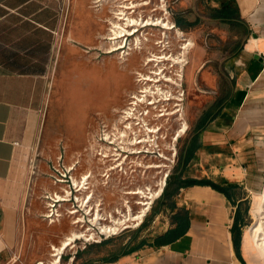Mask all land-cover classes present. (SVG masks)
<instances>
[{
    "label": "crops",
    "instance_id": "1",
    "mask_svg": "<svg viewBox=\"0 0 264 264\" xmlns=\"http://www.w3.org/2000/svg\"><path fill=\"white\" fill-rule=\"evenodd\" d=\"M72 4L76 11L88 14L84 0H0V264L13 259L24 213L23 192L14 177L17 156L35 136L48 103L51 68L62 45V13ZM181 7L183 20L213 26L217 35L227 39L224 46L212 50L214 60L202 68L204 93L197 100L205 103L185 146L195 145L183 177L231 187L232 199L210 186L181 189L174 212L162 209L152 217L142 247L114 262H99L98 257L77 263L74 256L71 263H258L246 252L244 229L238 257L232 227L237 214L243 215V207L256 196L264 176V0H183ZM89 20L81 21V26L91 27ZM182 33L194 42L192 52L195 41ZM69 36L92 48L87 33ZM207 52L206 47L196 49L193 67L200 66V55ZM183 210L189 212L187 232L156 245L160 236L179 226L173 216Z\"/></svg>",
    "mask_w": 264,
    "mask_h": 264
},
{
    "label": "rangeland",
    "instance_id": "2",
    "mask_svg": "<svg viewBox=\"0 0 264 264\" xmlns=\"http://www.w3.org/2000/svg\"><path fill=\"white\" fill-rule=\"evenodd\" d=\"M94 1L84 0L88 3V14L76 11V5L74 4L71 7L67 6L62 13V45L51 68L52 85L49 90L48 103L41 113L35 136L22 147L16 160L15 184L23 192L24 213L20 224L18 244L14 248L13 259L7 264H36L38 261L44 262V264H52L50 253L53 246L60 242L57 237L58 234L63 237L64 233H70V230L74 228L78 231H85L86 236L93 232L94 238L97 239L100 236L99 232H102L101 226L110 224L109 222H95L94 219L97 214L99 213L97 218L103 217L109 221L118 216L116 209H120L122 199H124L121 192L122 185L116 186L115 179L110 180L109 185H104L103 179L97 177V174L102 173V170L95 172L99 181L95 182L94 208H97V204H101L99 208L103 210L97 214L95 210L93 211L94 215L90 218L92 220L94 217V221H91L92 224H95L94 227L88 223L86 227L73 224L75 218L67 215L66 208L70 206L66 204L61 207L60 212H62L63 217H61L60 223L56 225L47 224L40 214L48 213L46 208H48L49 200L46 197L58 196L62 192L59 186L54 184L52 172L58 176L60 173L69 175L70 167L78 162L77 170L72 172L74 177L79 179L80 176L90 173L92 166H94L91 165L92 159L96 157L95 152L92 155L94 148L92 145L91 150L90 142H93L94 135L100 134L103 126L102 121H113L117 117V112L127 106L126 110L132 111L128 109L132 96H135L141 87L146 86L143 82L138 81L139 76L156 77L154 71H157L159 67H163L165 74L180 83L181 87L178 88L171 82H166L165 78L161 76L159 77L160 82L156 84L148 82V85L154 88L156 86L163 88L165 91L164 96L156 93L155 98L154 96L144 98L142 94L137 93V97L143 98V104H140L141 101L139 102L137 98L133 99V102L138 103V105L136 107L131 105L130 107L132 109L136 108V112L149 110L150 115L156 114L159 125L162 126L161 133L167 135L164 141L162 139L160 141L165 142V144H169L170 141L171 145H174L177 149L179 158L178 156L176 158L174 173L179 165L181 153L195 130V120L198 112L205 103L202 98L197 100L204 93V86L201 84L204 63L213 61L212 50L224 46L223 43L227 42V39H224L225 37L219 36L217 31H213L216 30L213 26L184 20L183 28L177 27L176 19L180 16L183 8L181 7L183 0H108L103 7H100V3H94ZM118 5L136 6L135 9L128 12V15L133 19H141L145 22L148 19L157 18L166 19L165 21H167L170 17L175 26L190 36L196 43L195 50L188 53V62L192 61L197 48H207L208 52L200 55V66L193 67L192 62L186 64L182 71L183 76L179 77L177 74L180 72V65H176L171 61H166L159 66L154 65L153 62L148 66L144 65L146 58H150L151 55H162L164 46H166L164 53L168 55L176 54L180 50V43L175 35L172 33L169 38L168 33L165 37L162 27L148 26L141 28L133 26L128 30L132 32L137 29L139 33L137 32L134 36H128L124 40L116 42L108 40L107 38H111L113 32H110L111 24H108L107 21L111 19L117 22V19L114 20L112 10L118 12ZM82 6L86 8L85 4ZM86 18L91 19L89 20V26H91L89 28L81 26V21L86 20ZM192 28L193 30H189ZM74 32L82 36L87 33L91 37L89 45L92 48L88 49L85 45L78 44L70 38L69 34ZM141 32H145L147 36H142ZM137 35L138 37L142 36L139 37L141 40L140 45L137 44L139 41ZM145 38L149 40H145ZM161 40L164 41L163 44H156ZM121 45L124 46L123 50L109 54V51ZM138 45L141 46V50L140 48L136 49L139 47ZM129 48L133 50H129ZM129 52L131 54L127 55ZM121 56L129 60L121 64L123 61L120 58ZM167 97L169 100H164ZM178 97L182 98L181 102L175 100ZM147 100L156 105L147 107ZM176 103H180L181 106H175ZM177 109H181L188 124L186 133L180 137H178L179 121L176 120L178 116L173 115ZM162 112L165 113V116L160 115L159 118L158 114H163ZM121 122H123V118H121ZM94 161H96V158ZM96 166L99 167L100 165L96 164ZM263 188L264 176L262 182L258 185L256 196L261 195ZM254 200L255 197H252L250 202L242 209L245 232L256 221L253 213ZM132 214L131 212L129 215ZM146 221L147 225L140 231L133 244L149 235L151 231L149 224L152 221L151 212L146 217ZM92 227L93 230L90 229ZM138 229L120 231L118 235L111 237L119 239L102 246H94L89 252L86 250L97 244H87V247L84 248L85 237L75 239V247L68 248L61 255L62 258L58 264H75L71 263V258L74 256L77 263L85 262L89 258H101L108 252L114 251L118 246L130 242L133 232ZM256 259L257 264L262 263L260 259Z\"/></svg>",
    "mask_w": 264,
    "mask_h": 264
},
{
    "label": "built area",
    "instance_id": "3",
    "mask_svg": "<svg viewBox=\"0 0 264 264\" xmlns=\"http://www.w3.org/2000/svg\"><path fill=\"white\" fill-rule=\"evenodd\" d=\"M132 99L137 98L132 96ZM140 104H143V101ZM146 104L147 107L155 105L150 101ZM129 105L136 107L138 103L132 100ZM130 106L128 109L132 111L124 110L122 125L110 129L102 123L101 132L94 146L95 158L99 159L100 166L103 168L98 177L103 179L104 185H109V181L113 179L116 180V186L122 185L121 192L124 199L120 209H116L118 216L114 220L97 218L96 215L95 219L93 217L91 220L94 210L96 214L103 210L99 208L101 204H97V208H94L95 182L99 180L97 178L92 180L91 173L80 176L79 179L74 177L72 172L76 170L78 162L70 167L69 175L60 173L58 176L52 172L54 184L58 185L62 192L58 196L46 197L49 200L48 208H46L48 213L42 214V218L49 225L60 223L63 217L60 211L64 204L71 207L66 208V213L69 217L75 218L73 224H79L82 227H86L87 223L94 227L95 224L91 222L94 220L100 223L109 222V225H115L118 220L121 221L118 225L119 230L115 233L104 234L100 231V236L95 239L94 235H91L94 234L92 232L86 239L84 238V248L87 244L99 243L113 235H118L120 231L141 227L156 201L163 196L175 167L177 149L171 145L170 141L169 144L160 141V139L164 141L167 135L161 133L162 126L159 125L156 114L150 115L149 110L136 112L137 109H132ZM164 114H158L159 118L160 115L165 116ZM131 212L133 214L129 215ZM93 227L90 229L93 230ZM40 263L44 262L36 264Z\"/></svg>",
    "mask_w": 264,
    "mask_h": 264
},
{
    "label": "bare ground",
    "instance_id": "4",
    "mask_svg": "<svg viewBox=\"0 0 264 264\" xmlns=\"http://www.w3.org/2000/svg\"><path fill=\"white\" fill-rule=\"evenodd\" d=\"M106 1L108 2V0H95L94 3H100L99 6L103 7V5ZM118 7H119L118 8L119 10H117L118 12H114L112 10V14L114 15V18H117V20H116L117 22H114L110 19V21H111L110 32H113V34L111 35V38H109V39L116 42V41H119L122 39L124 40L128 36H134V34H136L139 30L135 29V30H133V32H131V30H128L130 27L133 28V26L141 27V28H145L148 26L162 27V29L164 30L163 34L165 37L168 33H169V38H170V34L173 33L175 35V38L180 43V50L176 54L172 53V54L168 55L167 53H164L166 50V46H164V48L162 49V52H163L162 55H160V56H158L156 54L151 55L150 58L149 57L146 58V61H144L145 62L144 65L148 66L150 63L153 62L154 65L159 66L160 64H163L166 61H171L176 65H180V72L177 74V76L182 77L183 76L182 75L183 68L186 67V64L189 63L188 62V53L193 49L194 42L190 38L185 36L182 33V31L175 26L174 22H172L170 20V17H169V20H167V21H165L166 19L164 20V19L157 18V19H152V20L148 19L145 22L144 20H141V19L140 20L133 19V18H131V16L128 15V12L132 9H135L136 6L118 5ZM139 8H140V6H139ZM119 22H123V23H119ZM138 35H137V37H138ZM142 36H147V35H145V32H143ZM142 36H139V37H142ZM139 37H138L139 41L137 42V44L140 45L141 40ZM145 40H149V39L145 38ZM163 43H164V41L161 40V41L157 42L156 44H163ZM161 46H163V45H161ZM138 48H140V50H141V46L137 47L136 49H138ZM123 49H124V46H122V45L119 47L117 46V48H114L113 50L109 51L110 52L109 54H111L112 52L123 50ZM129 50H133V49L129 48ZM129 54H131V53L130 52L127 53V55H129ZM120 58H122V56ZM122 59H123V61L121 64H123L124 62H127L129 60L128 58H122ZM154 73H156L155 74L156 77L149 76V75H140L139 76L138 81L143 82V84H145L146 86L141 87L136 92V94L137 93L142 94V97H144V98L146 96H154V98H155L156 93L161 94V95L163 93L165 94V91L163 90V88H160L158 86H156L154 88V87H151L148 85V82H154V84L160 82L161 79H159V77H161V76L163 78H165L166 82H171L172 84H174V86H176L178 88L181 87L180 83H178L177 81H175L172 78H169L167 76V74H165V70L163 69V67H159V69L157 71H154ZM136 94L134 97L138 98L140 101H143V98L140 99V97L139 96L137 97ZM164 94H163V96H164ZM163 96H161V97H163ZM168 96H169V94H168ZM180 96H183V95H180ZM164 100H169V98L167 97ZM175 100L178 102H181L182 98L178 97ZM175 106H181V104L176 103ZM154 108H155V106H154ZM173 115L178 116V118L176 120L179 121L178 137H180L186 133L187 128H188V124L184 118L183 112H181V109L175 110ZM260 194L261 195L255 196L254 205H253V213H254V216L256 218V221L246 231L244 244H245L246 252L250 255V257L254 256V257H256L262 261L261 264H264V188H263V192ZM97 216H99V213L97 214ZM119 224H121V221L118 220L115 225L101 226L102 233H105V234L115 233L116 231L119 230V228H118ZM84 233H85V231H78L74 228L70 230V233H64V236L61 239V241L59 242V244L54 245L53 250L50 253L52 264H58V262H60L61 255L68 248H74L75 247V245H74L75 239L81 238L82 236L87 238V236H89V235L86 236ZM91 235H93V234H91ZM54 251H56V253H54ZM40 264H42V263H40Z\"/></svg>",
    "mask_w": 264,
    "mask_h": 264
},
{
    "label": "trees",
    "instance_id": "5",
    "mask_svg": "<svg viewBox=\"0 0 264 264\" xmlns=\"http://www.w3.org/2000/svg\"><path fill=\"white\" fill-rule=\"evenodd\" d=\"M183 19L179 16L176 19V26L179 28H183ZM194 143L190 146L189 149L184 148L182 153H181V158L179 165L177 166L176 170L174 171L173 175L170 177L168 186L163 194V196L158 200L156 205L153 207L152 210V217L156 216L159 214L162 209H169V211L174 212L175 209L177 208L176 206V201L175 198L180 194L181 189H185L188 187H192L195 185H200V186H210L213 189L219 191L220 193L224 194L229 200L232 199V191L233 188L228 187V186H220L212 181L209 180H196V179H184L183 173L185 170V167L188 162L189 154L194 148ZM173 220L175 222L179 223V226L171 231H169L168 234L160 236L157 241L156 245L161 246L167 244V242H172L176 240L177 238L183 236L188 228H189V212L187 210H183L182 212H178L175 216H173ZM147 225V221L144 223V225L139 228L138 230L133 232V236L130 242H128L126 245H121L118 246L114 252L110 253L108 256L100 258L99 262L103 263H109V262H114L118 258L128 255L140 247L144 245V242H137L133 245V242L135 239L138 237L140 231ZM244 226V218L241 212L237 214L235 217V223L232 227V235H233V241H234V247L235 251L238 255L239 258H241V253H240V246H241V239H242V229ZM119 239V238H112L106 242H103L101 244L93 245L89 247L87 252L91 250L92 247L94 246H102L108 243H111L113 240Z\"/></svg>",
    "mask_w": 264,
    "mask_h": 264
},
{
    "label": "flooded vegetation",
    "instance_id": "6",
    "mask_svg": "<svg viewBox=\"0 0 264 264\" xmlns=\"http://www.w3.org/2000/svg\"><path fill=\"white\" fill-rule=\"evenodd\" d=\"M114 16V15H113ZM114 19H117V18H114ZM107 23L108 24H110V21H107ZM130 104V103H129ZM128 107V106H127ZM126 107V108H127ZM125 108V109H126ZM124 108L123 109H120L118 112H117V117H116V119H114L113 121H102V123H104L106 126H107V128H110V129H114V128H116V127H118V125L120 126V125H122V122H121V118L123 117V113H124V110H125ZM133 119H135V118H133ZM119 122H121V123H119ZM110 129H108L109 131L108 132H110ZM97 134L96 135H94V137H93V144L90 142V145H91V150H92V145H93V148H94V146H96V141H95V138H97ZM111 136V135H110ZM97 140V139H96ZM92 155H94V149H93V153H92ZM95 159V158H94ZM94 159H92V163H91V165H94V166H92V168H91V171H90V173H91V177H92V180L93 179H95V178H97L98 176H100L101 174L100 173H98L97 174V177H96V174H95V172H98L99 170H102L103 168L102 167H98V166H96V164H99V165H101V163L99 162V159L98 158H96V161H94ZM76 170H77V168H76Z\"/></svg>",
    "mask_w": 264,
    "mask_h": 264
}]
</instances>
